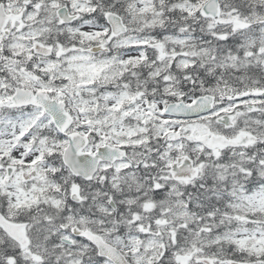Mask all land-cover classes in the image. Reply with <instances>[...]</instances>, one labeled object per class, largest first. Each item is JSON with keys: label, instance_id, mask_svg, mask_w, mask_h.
I'll return each mask as SVG.
<instances>
[{"label": "snow or ice", "instance_id": "1", "mask_svg": "<svg viewBox=\"0 0 264 264\" xmlns=\"http://www.w3.org/2000/svg\"><path fill=\"white\" fill-rule=\"evenodd\" d=\"M0 264H264V0H0Z\"/></svg>", "mask_w": 264, "mask_h": 264}]
</instances>
